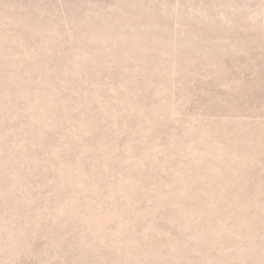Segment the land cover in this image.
Here are the masks:
<instances>
[{"label": "rangeland", "instance_id": "rangeland-1", "mask_svg": "<svg viewBox=\"0 0 264 264\" xmlns=\"http://www.w3.org/2000/svg\"><path fill=\"white\" fill-rule=\"evenodd\" d=\"M0 264H264V0H0Z\"/></svg>", "mask_w": 264, "mask_h": 264}]
</instances>
